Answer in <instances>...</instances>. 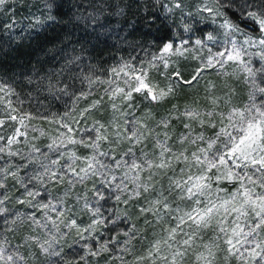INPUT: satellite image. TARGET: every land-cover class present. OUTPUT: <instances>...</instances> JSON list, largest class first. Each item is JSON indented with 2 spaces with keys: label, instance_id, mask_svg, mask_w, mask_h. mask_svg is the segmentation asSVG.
Wrapping results in <instances>:
<instances>
[{
  "label": "snow or ice",
  "instance_id": "1",
  "mask_svg": "<svg viewBox=\"0 0 264 264\" xmlns=\"http://www.w3.org/2000/svg\"><path fill=\"white\" fill-rule=\"evenodd\" d=\"M23 2L0 0V32L36 31L58 7L43 0L38 15L17 18L10 5ZM143 7L153 39L142 50L154 49L146 67L160 72L183 58L198 62L195 71H163L161 86L145 63L139 74L127 62L113 67L104 90L110 118L89 122V108L53 115L56 134L44 144L29 137L27 114L9 115L20 127L0 135V264L53 256L56 264H220L221 254L223 264H264V0H145ZM107 9L97 0L86 22L106 27ZM210 69L242 79L246 102L233 104L234 87L221 95L208 81L204 105L172 104L159 119L137 115L134 94L163 104ZM70 87L56 90L68 95ZM0 92L10 90L0 85ZM149 232L145 250L126 259ZM70 235L80 249L71 261L61 244Z\"/></svg>",
  "mask_w": 264,
  "mask_h": 264
},
{
  "label": "trees",
  "instance_id": "2",
  "mask_svg": "<svg viewBox=\"0 0 264 264\" xmlns=\"http://www.w3.org/2000/svg\"><path fill=\"white\" fill-rule=\"evenodd\" d=\"M96 2L56 0L54 18L36 31L20 36L15 35L18 29L0 32V81L13 89L18 104L46 116L59 114L69 110L81 92L109 77L113 67L144 62L154 52L142 50L153 39L145 35L149 31L142 19L145 0H107L108 9L100 20L104 28L85 19ZM42 3L24 0L16 8L26 9V16L42 8ZM73 56L78 61L68 64ZM85 77H93V83ZM66 85L71 86L68 95L56 90Z\"/></svg>",
  "mask_w": 264,
  "mask_h": 264
},
{
  "label": "rangeland",
  "instance_id": "3",
  "mask_svg": "<svg viewBox=\"0 0 264 264\" xmlns=\"http://www.w3.org/2000/svg\"><path fill=\"white\" fill-rule=\"evenodd\" d=\"M188 4L195 5L196 0H187ZM10 7L13 8L14 11H16L17 16L24 17L26 9L24 8H16L18 7V4L10 5ZM149 57L148 59H150ZM147 59V60H148ZM146 60V61H147ZM173 60H176L174 57ZM136 63L128 61L132 67L137 69V72L135 74H139V68L142 63ZM197 61L194 60H184L183 58H180L178 63L175 65H170L168 70H164L161 68V71L158 72L154 69L150 70L146 67L145 63V71L148 72L149 78L153 81V83L159 84L163 86L167 81L164 79V76L161 75V72L167 71L171 72L173 70V67L179 68V70L185 75V77L190 76L197 67ZM124 64L118 66L117 68L123 66ZM228 72L232 71L231 67H228L226 69ZM125 71H129V69H125ZM224 71V70H221ZM134 75L130 72V76ZM113 73L109 75V77L102 79L99 81V83L96 85H93V88L90 89L88 92L85 93V96L81 97L77 102L69 108V110H73L77 114L79 112H82L83 109L89 108L91 115L89 116V122L95 119H100L102 122L109 119L111 116V104L110 101L105 94V89L108 88L107 81L112 80ZM116 80L120 83V86H124L123 83V73H120L119 76L116 77ZM208 81H213L217 85V94H223L222 90H226V85H230L236 89V95L232 99V103L236 105H243V103L247 100V86H245L241 81H236L231 76L221 77L217 75L216 70L210 69L207 72L203 74V76L200 78L199 83L195 84L192 87L185 86L183 89H179L177 91V94L175 97L170 98L167 102L163 104H149L148 101H144L143 98L139 94L135 95V103L139 106V111L137 112V115H140L141 113H147L151 112V114L155 117V119H159L162 115L166 114L167 109H170L172 104L178 105L180 108H183L185 106L193 105L194 102L204 105L205 102V86ZM0 85H3L5 89L10 90V92H0V120H4L5 124L0 126V135H11L14 126L20 127L18 121H12L8 117L9 115H16V116H25L26 118L24 123L28 125L29 129V137L32 136L38 137V139L35 141L36 143L44 144L47 142H50L48 140L49 136H54L56 134V128L57 124L51 122L52 116H46L43 114H38L32 112V109H29L26 106H22L18 104L16 99L13 98V89H10L11 87L4 84L2 81H0ZM94 101H100L99 104L95 108H92V104ZM11 103L12 109H15V111H12L9 109L8 104ZM65 110L59 114H56L57 120L59 119L60 115H63L65 112L69 111ZM227 110V109H225ZM47 117V119H45ZM35 129V131H33ZM27 229L22 230L23 234L26 232ZM43 239V234L41 236ZM152 238L151 232L148 233L147 239L144 241H138L135 245L134 255L127 256L126 259L129 261H132L134 259L135 255H140L144 250L145 246L147 245L148 241ZM61 244L64 247V253H65V259L66 260H73L75 257H77L80 249L79 245L73 244V237L70 235L63 240H61ZM107 256V254H104ZM223 254H221V262L220 264H223ZM108 259H111L110 257H107ZM44 257L41 256L40 260H43ZM57 257L53 256L48 261L45 262V264H56ZM100 264H105L104 259H100Z\"/></svg>",
  "mask_w": 264,
  "mask_h": 264
}]
</instances>
